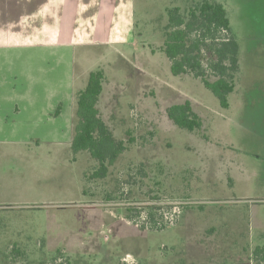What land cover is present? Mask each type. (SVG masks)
I'll return each mask as SVG.
<instances>
[{"label":"rangeland","instance_id":"1","mask_svg":"<svg viewBox=\"0 0 264 264\" xmlns=\"http://www.w3.org/2000/svg\"><path fill=\"white\" fill-rule=\"evenodd\" d=\"M197 1L131 0L132 40L81 49L84 75L104 71L99 110L126 149L106 176L89 178L97 163L70 149L76 105L61 138H30L13 155L18 181H0V264H255L251 252L264 244V0H210L224 6L238 44L227 108L200 78L172 75L161 51L166 9L185 14ZM185 100L202 122L194 131L166 114ZM149 209L161 229L150 228Z\"/></svg>","mask_w":264,"mask_h":264},{"label":"crops","instance_id":"2","mask_svg":"<svg viewBox=\"0 0 264 264\" xmlns=\"http://www.w3.org/2000/svg\"><path fill=\"white\" fill-rule=\"evenodd\" d=\"M131 8V0H0V181H18L13 155L30 138L65 134L92 71L84 75L81 49L132 40Z\"/></svg>","mask_w":264,"mask_h":264},{"label":"trees","instance_id":"3","mask_svg":"<svg viewBox=\"0 0 264 264\" xmlns=\"http://www.w3.org/2000/svg\"><path fill=\"white\" fill-rule=\"evenodd\" d=\"M166 16L161 51L169 61L171 74L189 73L200 78L219 106L227 108L239 65L238 44L231 34L224 6L216 1L199 0L185 14L178 6L167 8ZM203 54L208 55L206 62ZM104 78L103 69L90 71L84 87L74 95L76 107L70 149L73 154L85 151L95 160L97 168L90 174L91 179L106 176L109 167L126 149L124 142L114 137L99 110ZM60 108L58 105L54 114H58ZM166 114L177 127L187 131L202 125L189 100L171 104ZM154 209H149L145 218L150 222V228L161 229ZM250 258L255 264H264V244L255 246ZM33 264L47 263L41 260Z\"/></svg>","mask_w":264,"mask_h":264}]
</instances>
